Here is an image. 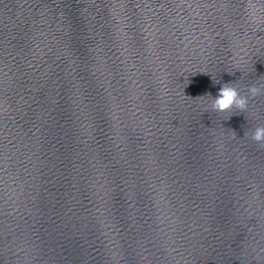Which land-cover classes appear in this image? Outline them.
Masks as SVG:
<instances>
[{
	"label": "water",
	"instance_id": "1",
	"mask_svg": "<svg viewBox=\"0 0 264 264\" xmlns=\"http://www.w3.org/2000/svg\"><path fill=\"white\" fill-rule=\"evenodd\" d=\"M0 264H254L145 0H0Z\"/></svg>",
	"mask_w": 264,
	"mask_h": 264
},
{
	"label": "clouds",
	"instance_id": "2",
	"mask_svg": "<svg viewBox=\"0 0 264 264\" xmlns=\"http://www.w3.org/2000/svg\"><path fill=\"white\" fill-rule=\"evenodd\" d=\"M213 84L216 83L213 82ZM262 90H264V84L252 85L247 90L248 94L241 95L235 87L231 86V83H225L214 97V110L226 112L237 109L243 113L249 106V100L262 94ZM251 139L258 144H264V126L256 127L251 133Z\"/></svg>",
	"mask_w": 264,
	"mask_h": 264
}]
</instances>
